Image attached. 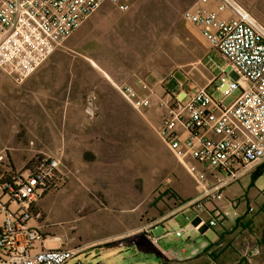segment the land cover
I'll list each match as a JSON object with an SVG mask.
<instances>
[{
  "label": "rangeland",
  "instance_id": "obj_1",
  "mask_svg": "<svg viewBox=\"0 0 264 264\" xmlns=\"http://www.w3.org/2000/svg\"><path fill=\"white\" fill-rule=\"evenodd\" d=\"M187 1L133 0L130 11L106 21L90 41L94 55L108 58L104 72L96 68L104 62L91 63L90 54L73 45V36L47 62L62 60L72 66L56 70L49 88L36 90L34 81L47 63L20 86L0 69V194L2 184L32 169L43 156L60 158L66 177L56 192L60 195L43 196L44 226L51 237L46 249H59L61 242L52 237L66 231L79 239L82 229L89 238L87 229L136 223L131 236L139 250L115 249L121 241L129 243L123 239L127 234L119 242L79 251L67 264H150L157 255L142 253V246L150 244L143 228L150 230L164 214L174 218L179 229L197 217L192 209L178 215L175 211L200 189L157 133L155 121L164 109L153 105L137 111L120 90L121 84L135 83L142 74L159 94L175 95L182 84L186 93L194 94L228 65L183 18ZM257 8L263 17L252 15L264 25V1ZM61 80H72V93L55 90ZM208 92L221 98L215 86ZM236 97L224 104L231 105ZM257 171L239 176L224 194L244 212L255 207L252 219L264 223V167L256 177ZM160 231L165 232L162 227Z\"/></svg>",
  "mask_w": 264,
  "mask_h": 264
},
{
  "label": "built area",
  "instance_id": "obj_2",
  "mask_svg": "<svg viewBox=\"0 0 264 264\" xmlns=\"http://www.w3.org/2000/svg\"><path fill=\"white\" fill-rule=\"evenodd\" d=\"M108 2L128 12L133 0H0V69L15 85H23ZM214 2L212 8L209 0H200L185 12L184 19L228 62L218 77L194 94L186 93L183 84L175 95L159 94L142 74L135 85H120L135 110L153 105L164 109L157 133L200 189L179 208L192 209L198 216L189 228L174 232L178 238L196 230L202 212L210 217L209 227L230 216L220 206L228 201L224 188L264 166V25L235 0ZM211 86L220 99L208 92ZM235 94L233 103L226 106L224 100ZM65 183L61 159L43 156L32 169L1 185L0 264H67L77 257L78 249L38 250L45 236L30 225L43 219L38 201L60 191ZM142 231L149 237L146 227ZM160 241L152 238L162 252Z\"/></svg>",
  "mask_w": 264,
  "mask_h": 264
},
{
  "label": "crops",
  "instance_id": "obj_3",
  "mask_svg": "<svg viewBox=\"0 0 264 264\" xmlns=\"http://www.w3.org/2000/svg\"><path fill=\"white\" fill-rule=\"evenodd\" d=\"M235 1L243 6L251 14L256 15L257 18L261 19L263 17V15H261L262 13L260 9L257 8V6L260 5L264 0ZM209 2L212 3L211 7L214 8V0H209ZM199 3L200 0L187 1L186 4H189V6L186 11ZM115 7L116 6L109 2L104 4L98 11L94 12L72 35L73 45H78L81 52H87L88 54H90V56L88 57L91 63L104 62L96 63L97 67L95 66L102 71L108 69V66L105 63L108 58L106 56L98 57L94 55V50L92 49V47L90 48V41L93 34L99 32L106 21H114L115 19H117L116 16L122 17L123 14L127 13L122 12L117 7ZM185 12L183 13V18ZM83 28H85V31L79 34L78 31ZM73 48L74 50H76V47ZM50 58L39 69H41L50 60ZM68 68H72V66H70V64H68L67 62H63L62 60L50 61L49 63H47L46 66L41 69L40 75L36 77L37 79L34 80L36 81V90L49 88L52 85L53 80L56 78V70H67ZM38 70L36 72H38ZM36 72L31 77H33ZM60 74L63 75L62 73ZM64 74L66 75L67 73ZM67 81L61 80V82L58 84L61 85V88H55V90L72 93L75 84L72 82V80ZM132 84L135 85V83ZM148 84L151 85L149 82ZM161 120L162 118L155 121L157 123V127L160 126ZM52 195L60 194L55 193ZM197 195L198 194L194 195L193 197H188L187 201L185 202L193 200ZM44 198L45 197H42L36 205L37 211L42 213L43 219L41 221H32L30 223L31 226L40 228V231L45 236V242L43 243V245L38 244V250L46 249L45 246L47 240L51 238L47 237L48 230L47 227L44 226V222L47 216L45 213L46 211L43 207ZM229 202L230 201H225L220 203V206L223 208V210L228 211L230 213V216L219 220L217 226L209 227L207 222L210 217L206 213L202 212L199 214V219H202V223H200V220L197 219L196 230L194 229L188 231V233H186L181 238L176 237L174 234L175 231L179 230L178 224L174 222V218L171 219V216L169 218L168 214L162 215L160 218H157L154 221V224L151 226L150 230H148L147 228V230L149 231V237L147 235V238L150 244L142 246V253H145L146 255H157V258L149 261L150 264H264V223L255 222L252 219L253 215L250 214L253 213L250 212V208L252 206L249 207V210H247L248 212H244L238 205H236L232 201L230 203ZM179 208L180 206L175 209L177 215L185 212V209ZM232 209H234V215H231ZM161 227L165 232L160 231ZM185 228H189V225H187ZM136 230L137 226L133 221L132 223L129 222L128 225H123L122 227L120 225H116L102 229L94 228L91 231L87 229V232H89L87 233V235H89V238L81 229V233L83 236L82 238L78 239L75 233L72 234L70 231H66L65 234L56 235L55 237H52V239L59 240L61 242V247L63 248L78 249L81 253H83L86 252L87 249H99V247L109 245L116 239H119L117 240L119 242L122 240L121 237H125V235L128 234V238L123 239H129V243L124 244L121 243V241L119 242L120 244L118 243V245L115 246V249L120 250L121 248L125 247H134L139 250L140 247H138V244L134 239L135 236H131V234ZM151 237L161 238V241L159 242V248L164 253L159 252L158 247L153 244ZM162 241L165 243L164 245L161 244Z\"/></svg>",
  "mask_w": 264,
  "mask_h": 264
},
{
  "label": "trees",
  "instance_id": "obj_4",
  "mask_svg": "<svg viewBox=\"0 0 264 264\" xmlns=\"http://www.w3.org/2000/svg\"><path fill=\"white\" fill-rule=\"evenodd\" d=\"M263 167H264V166L258 168V171L255 173V176H256V177L261 173Z\"/></svg>",
  "mask_w": 264,
  "mask_h": 264
}]
</instances>
